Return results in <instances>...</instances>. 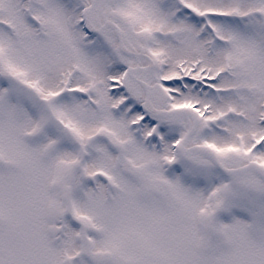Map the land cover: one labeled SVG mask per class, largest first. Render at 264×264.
<instances>
[{
	"label": "snow or ice",
	"instance_id": "6c2138e0",
	"mask_svg": "<svg viewBox=\"0 0 264 264\" xmlns=\"http://www.w3.org/2000/svg\"><path fill=\"white\" fill-rule=\"evenodd\" d=\"M0 264H264V0H0Z\"/></svg>",
	"mask_w": 264,
	"mask_h": 264
}]
</instances>
